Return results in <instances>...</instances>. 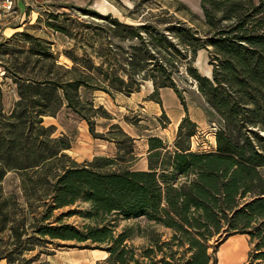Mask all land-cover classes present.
<instances>
[{
  "label": "trees",
  "instance_id": "16d2710c",
  "mask_svg": "<svg viewBox=\"0 0 264 264\" xmlns=\"http://www.w3.org/2000/svg\"><path fill=\"white\" fill-rule=\"evenodd\" d=\"M200 1L204 30L156 17L130 24L83 8L110 27L90 37L92 48L100 42L94 53L64 51L72 66L27 29L0 41V261L37 264L38 255L26 254L72 242L105 250L97 264H219L220 245L245 234V264H264V0ZM63 14L49 11L46 25L76 36ZM201 49L209 52L211 77L195 65ZM182 67L221 119L216 147H193L198 127L187 114L173 144L148 135V169L133 168L137 138L117 122L98 131V117L114 116L82 91L132 95L152 81L149 99L161 102V89L172 87L187 111L176 82ZM8 79L19 96L10 111ZM64 107L85 119L95 138L115 143L118 154L73 158V139L45 124ZM10 171L20 176L23 203L3 190ZM76 214L82 225L64 221ZM137 236L144 242L135 243Z\"/></svg>",
  "mask_w": 264,
  "mask_h": 264
},
{
  "label": "rangeland",
  "instance_id": "374dc122",
  "mask_svg": "<svg viewBox=\"0 0 264 264\" xmlns=\"http://www.w3.org/2000/svg\"><path fill=\"white\" fill-rule=\"evenodd\" d=\"M200 2V0H95V2L91 0L86 5H78L72 0H49L44 3L36 2V4L30 6L28 9V14H32V16L27 17L25 20L26 25L21 31L27 29L31 33L46 38L51 42L52 50L59 55L60 62L72 66L73 61L67 57L64 51L66 49L73 50L78 55L94 53V49L99 50L100 42H95L96 48H92L89 44L90 37L94 32L98 33L100 29L103 31V28L110 27L109 20L104 16H92L85 13L83 8L95 9L102 15L110 14L130 24L139 25L144 20L154 19L156 17L158 19L165 18L166 21L173 20L176 23H179V20L187 21L188 24L197 25L201 30H204L206 27L201 22L202 18H204V11ZM49 11L65 13L62 19L67 18V22L71 25V29H73L76 36L69 37L65 33L55 31L53 28L47 26L45 20ZM39 17H41V21H39ZM15 22H17V19L13 21V23ZM113 39L118 41L114 37ZM123 44L126 47L129 46V42H124ZM209 60V52L206 49H202L195 62V65L198 68L200 67L199 70L202 74L205 71L208 72L211 68ZM181 71V75L177 76L176 82L178 87L184 92L187 106L189 104L193 107L196 106L203 109L204 107L198 104V102L200 103L201 97L197 89V83L186 73V68L182 67ZM148 89H150V85L146 82L142 88L143 93L139 96L134 94L127 95L120 92L115 95H110L103 90L83 89L82 91L86 99L94 100L98 105H104L114 116L112 120L106 117H98V131L106 132L109 129L110 122H117L129 134L137 138L135 154L139 159L133 166V168L137 169L147 167L146 156L148 154V146L146 142L148 135H160L170 144H173L176 138V133H173L172 127H169L167 130L164 129L165 126H169L168 117L162 113L160 116H157L154 108L146 106V99L144 97L148 95ZM18 98L16 85L12 80L8 79L4 85V107L6 111L12 109L14 102ZM146 98L148 99L149 96ZM203 111L200 109L197 110L196 115ZM186 112L190 114L189 107ZM205 112L207 111L203 113L205 115L207 114L208 120H216V115L214 116L210 110V116L208 112ZM45 124H53L56 126L55 136L66 135L73 139V146L68 150V153L80 163H87L97 155L116 156L118 154V148L115 143L101 138H95L89 130L88 122L71 108L64 107L57 116H47L45 118ZM202 141L210 143L212 141L211 135L205 134L202 136ZM2 187L7 195L14 193L18 197V201L24 202L21 179L17 172L10 171L5 177ZM69 209V207H66L57 210L55 214L60 216L62 212H67ZM64 221L82 225L84 218L76 214L66 216ZM126 223L127 221H122L119 229ZM161 229L167 235L169 234V230L166 228ZM237 235L240 236V234H236L235 236ZM244 238L246 239L248 248L242 264H245L247 261L250 250L249 238L247 235H244ZM143 242L144 239L142 237L137 236L135 238V243L141 244ZM225 242L220 245L219 250L225 245ZM42 250L44 252L41 253ZM36 255H38V258L34 263L37 264H97L98 261L105 259L108 254L102 249L74 247L72 242H68L67 245L62 246L51 244L47 248L38 246L33 252L27 253L26 257L32 258ZM0 264H7V260L3 259L0 261Z\"/></svg>",
  "mask_w": 264,
  "mask_h": 264
},
{
  "label": "crops",
  "instance_id": "0c3cea01",
  "mask_svg": "<svg viewBox=\"0 0 264 264\" xmlns=\"http://www.w3.org/2000/svg\"><path fill=\"white\" fill-rule=\"evenodd\" d=\"M45 1H49V0H16L15 11L11 14L8 13L7 15L4 14L2 17L0 16V41H2L5 38H9L15 32L21 31L22 29H24V27L26 25L25 20L27 19V17L32 16V14H28V9L30 8V6H33L34 4H36V2L37 3H44ZM72 1H74L78 5H86L91 0H72ZM93 1L95 2V0H93ZM200 4H201V2H200ZM15 19H17V22L13 23V21ZM12 24H14V25H12ZM198 55H199V53H198ZM210 67L211 68L209 69V71L208 72L205 71L203 74L211 77L213 74V65H211ZM147 83L150 85V89H148L149 90L148 95H146L144 97L146 99V101H145L146 106H150V107L154 108L157 116H160L161 113L165 114L169 119V124H168L169 126H165L164 129L167 130V129H169V127H172L173 133L174 134L176 133V135H177L179 125H180L181 121L183 120V118L187 115L186 109H185L180 97L178 96V94L174 88L164 87L160 91L161 100H162L161 102H158L156 100L149 99V98L147 99L146 97H148L154 91L153 82L148 81ZM142 93H143V90H141L140 92L133 93V94L136 96H139ZM199 93H200L201 100H200V103L198 102V104L202 105L204 107L203 108L204 111H207L209 116H210L209 110L214 114V116L216 115V120H212V121L221 122V119L218 116V114L208 105V103L206 102V100H205L204 96L201 94V92H199ZM194 103H196V102H194ZM188 107H189V113H190L189 115H190L191 119L197 124V127L198 128H207L212 121L208 120V118L206 116L207 114L205 115L203 113L204 112L203 109H201L200 107H196V106L193 107L192 105H189V104H188ZM199 109L202 110L203 112L196 115V111ZM207 112H205V113H207ZM211 138H212L214 145L216 147V137H213V135H211ZM146 144L148 146V141L146 142ZM146 161H147V167L140 168V169H148V158H147V156H146Z\"/></svg>",
  "mask_w": 264,
  "mask_h": 264
},
{
  "label": "bare ground",
  "instance_id": "6f19581e",
  "mask_svg": "<svg viewBox=\"0 0 264 264\" xmlns=\"http://www.w3.org/2000/svg\"><path fill=\"white\" fill-rule=\"evenodd\" d=\"M245 234L229 237L219 250V264H242L247 254L248 244Z\"/></svg>",
  "mask_w": 264,
  "mask_h": 264
},
{
  "label": "built area",
  "instance_id": "2783aa9c",
  "mask_svg": "<svg viewBox=\"0 0 264 264\" xmlns=\"http://www.w3.org/2000/svg\"><path fill=\"white\" fill-rule=\"evenodd\" d=\"M16 8V0H0V16L2 17L4 14L13 13ZM219 128L217 122H212L207 128H198L197 134L193 137V147L195 148H204L210 149L214 147L213 140L210 143H206L202 141V136L213 135L215 137V132Z\"/></svg>",
  "mask_w": 264,
  "mask_h": 264
}]
</instances>
